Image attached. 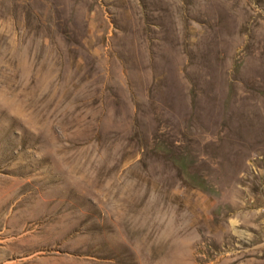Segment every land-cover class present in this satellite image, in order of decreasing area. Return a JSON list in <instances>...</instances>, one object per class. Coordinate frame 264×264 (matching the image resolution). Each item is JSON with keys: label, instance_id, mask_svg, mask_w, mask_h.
Returning a JSON list of instances; mask_svg holds the SVG:
<instances>
[{"label": "rangeland", "instance_id": "374dc122", "mask_svg": "<svg viewBox=\"0 0 264 264\" xmlns=\"http://www.w3.org/2000/svg\"><path fill=\"white\" fill-rule=\"evenodd\" d=\"M0 264H264V0H0Z\"/></svg>", "mask_w": 264, "mask_h": 264}]
</instances>
